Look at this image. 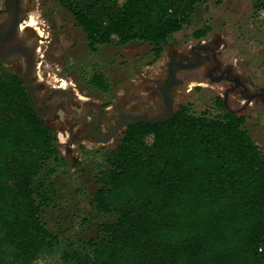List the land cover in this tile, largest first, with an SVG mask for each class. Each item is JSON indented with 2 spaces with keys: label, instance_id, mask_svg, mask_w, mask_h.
<instances>
[{
  "label": "trees",
  "instance_id": "1",
  "mask_svg": "<svg viewBox=\"0 0 264 264\" xmlns=\"http://www.w3.org/2000/svg\"><path fill=\"white\" fill-rule=\"evenodd\" d=\"M57 1L91 52L137 41L157 59L207 0ZM253 9L264 12V0ZM90 83L108 90L99 71ZM216 102L215 117L186 104L167 121L129 124L81 220L96 233L65 239L43 222L56 205V134L0 67V264H264V156L245 118Z\"/></svg>",
  "mask_w": 264,
  "mask_h": 264
},
{
  "label": "rangeland",
  "instance_id": "2",
  "mask_svg": "<svg viewBox=\"0 0 264 264\" xmlns=\"http://www.w3.org/2000/svg\"><path fill=\"white\" fill-rule=\"evenodd\" d=\"M28 3L30 24L36 28L40 41L34 73L35 96L39 99L58 90V86L71 93L70 100L65 96L55 101L58 115L49 119L55 125L52 130L61 157L52 175L56 205L43 214L49 231L76 240L96 233L92 225L83 229L81 220L91 211L90 200L98 189L95 176L106 168L108 154L124 134L122 130L108 144L96 143L87 133L91 120L85 116L76 119L83 106L93 103L99 109L125 112L144 103L151 90L162 89L168 80L170 60L184 47L206 41L218 51L223 67L231 69L230 77L239 79L246 90L225 79L210 80L196 70L179 71L180 83L172 102L174 112L179 105L188 104L195 115L207 112L209 117H215L222 113L216 99L226 100L230 110L245 118L243 128L264 156V12L253 9V0H207L199 4L191 24L175 34L157 59H153L149 44L137 41L124 46H99L91 52L82 30L57 0ZM203 26L209 27V33L202 39H193L192 32ZM1 69L12 72L6 67ZM98 71L105 77L107 91L90 83ZM62 136L66 137L64 142ZM41 264L55 263L45 259Z\"/></svg>",
  "mask_w": 264,
  "mask_h": 264
},
{
  "label": "flooded vegetation",
  "instance_id": "3",
  "mask_svg": "<svg viewBox=\"0 0 264 264\" xmlns=\"http://www.w3.org/2000/svg\"><path fill=\"white\" fill-rule=\"evenodd\" d=\"M28 5V0H0V67H6L7 70L12 71L11 74H15V76L19 77L23 86L24 79L22 74L25 64L29 61L32 54H37L38 45L40 44L38 32H36V28H32L30 24ZM217 52V50L208 46L206 41H202L189 48L184 47L183 51H179L178 55L172 57L169 65H173L176 72V83L168 89L172 110L174 95L180 83L177 78V73L179 71L196 70L198 75L204 73L210 80H216L217 78L225 79L234 84L236 88L242 87L246 90L239 79L230 77L231 69L223 67L218 60ZM188 64L197 65L189 68L187 67ZM34 73L29 76L28 80L33 86L35 96ZM168 83L169 77L162 89L155 88L151 90L149 99L144 103L140 102L134 106L133 109L125 110V112H112L107 108L99 109L98 106L90 103L83 106V111L80 115L76 116V119L81 120L84 116L89 118L91 121L87 127L88 136L96 143L108 144L114 137L118 136L122 130L125 132L129 124H132L125 116L138 117L147 115L154 118L167 117L164 91ZM57 89L58 90H54L52 93L45 94L39 99L35 96L37 104L36 109H34L28 95L36 115L44 121L47 127L53 130H55V125L49 119L54 114H57L55 101L63 100L65 96L70 100L69 96L71 95V93L65 92L63 88H60V86H58ZM73 95L75 94H72V96ZM72 99L76 98L72 97ZM76 112L78 111L76 110ZM118 123H122L124 127L119 129L114 136L109 137Z\"/></svg>",
  "mask_w": 264,
  "mask_h": 264
},
{
  "label": "water",
  "instance_id": "4",
  "mask_svg": "<svg viewBox=\"0 0 264 264\" xmlns=\"http://www.w3.org/2000/svg\"><path fill=\"white\" fill-rule=\"evenodd\" d=\"M195 65H197V64H188L187 67L190 68V67H193ZM35 69H36V54H32L29 61L25 64L22 77L24 79L23 84L26 88V91L29 95V98L33 104L34 109H36L37 104H36V100H35V96H34V92H33V86H32V84L29 83L28 79H29L30 75H33V73L35 72ZM168 77H169V83H168V85L164 91L167 117L166 118H156V117L154 118V117L147 116V115H142V116H138V117L125 116V118L130 123L144 122V123H149V124H155V123H161V122L167 121L173 117V110L171 108L170 95L168 92V89L176 83V72H175V68L173 65H169ZM219 80H221V78H217L215 81H219ZM225 99H226V97H225ZM225 102H226V100H224V103ZM123 127H124V125L122 123H118L117 127L113 130V132L111 133V135L109 137L114 136L115 133Z\"/></svg>",
  "mask_w": 264,
  "mask_h": 264
},
{
  "label": "bare ground",
  "instance_id": "5",
  "mask_svg": "<svg viewBox=\"0 0 264 264\" xmlns=\"http://www.w3.org/2000/svg\"><path fill=\"white\" fill-rule=\"evenodd\" d=\"M31 16H32V15H31ZM31 19H32V18H31ZM32 22H33V20L31 21V23H32ZM34 22H36V21L34 20ZM32 25H33V24H32ZM34 25H35V23H34ZM37 31H38V30H37ZM39 34H40V32H39ZM63 83H64V82H63ZM63 86H64V85H63ZM65 140H66V137L62 136V137H61V141L64 142ZM61 141H60V142H61Z\"/></svg>",
  "mask_w": 264,
  "mask_h": 264
}]
</instances>
